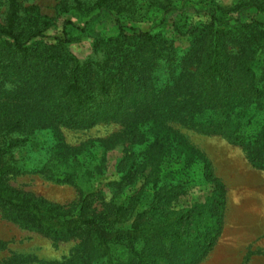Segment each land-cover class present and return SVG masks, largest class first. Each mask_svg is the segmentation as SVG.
<instances>
[{"label":"trees","instance_id":"obj_1","mask_svg":"<svg viewBox=\"0 0 264 264\" xmlns=\"http://www.w3.org/2000/svg\"><path fill=\"white\" fill-rule=\"evenodd\" d=\"M188 9L208 20L190 24ZM248 9L264 14V0L228 8L213 0H58L63 36L46 41L53 17L31 0H0V206L44 235L77 239L79 263L194 264L219 236L226 189L201 150L166 122L219 135L264 171V22L243 21L238 15ZM105 16L111 25L97 29ZM132 21L152 26L128 32ZM167 27L186 44L175 45ZM80 37L92 39L83 59L70 49ZM110 121L122 131L50 150L31 167L74 185L73 205L10 188L9 179L24 168L13 151L31 135ZM127 136L151 144L138 152L123 147L113 192L90 211L92 183L108 175L106 152ZM170 164L177 173L197 167L198 183L210 186L205 201L178 205L194 184L183 175L163 182Z\"/></svg>","mask_w":264,"mask_h":264},{"label":"rangeland","instance_id":"obj_2","mask_svg":"<svg viewBox=\"0 0 264 264\" xmlns=\"http://www.w3.org/2000/svg\"><path fill=\"white\" fill-rule=\"evenodd\" d=\"M58 0H31L43 14L53 17V23L44 32V40L52 41L54 36H63V16L55 12ZM237 0H213V3L225 8L230 7ZM188 22L192 25L204 23L207 16L187 10ZM243 21L256 18L264 22V14L248 9L238 15ZM112 17L105 16L103 22L97 24V29L108 28ZM148 21H132L127 23L126 31L135 29L148 30L151 27ZM108 30V29H107ZM154 31H158L154 29ZM165 35L174 38L175 45H185V37L177 36L169 27L165 28ZM92 39L80 37L70 44L71 51L83 59L91 51ZM166 124L182 133L190 143L201 150L211 162L214 173L223 182L226 189L225 207L222 215V225L219 236L212 248L194 264H264V171L251 166L245 157L244 151L228 142L219 135H209L200 130L190 128L174 120ZM120 122H101L89 129L69 130L61 128L58 135L53 130H42L31 135L26 143L13 151L14 160H22L23 173L13 176L8 183L10 188L30 193L46 203H58L67 207L73 205L78 197L77 188L69 182L60 181L56 176L45 175L31 170L33 164H40L50 150L58 151L65 147L79 146L90 139L107 138L121 132ZM123 144V145H122ZM115 149L106 152L107 177L100 182L92 183L94 191L91 209H100L102 201L109 198L113 192L110 182L117 180L114 166L124 154L123 147L128 146L137 152L150 145V141L140 136L128 137ZM103 150L95 151L99 157ZM197 167L188 165L182 173H177L178 167L168 165L162 171V181L167 182L175 176H186L190 184L186 195L181 196L178 205L189 206L201 204L210 193L208 184L198 183L200 171ZM196 170V171H195ZM180 177V176H179ZM143 178L138 180L137 187ZM127 191V190H126ZM128 192V191H127ZM101 194V195H100ZM153 197L154 193L151 192ZM151 197V200L153 199ZM206 221L202 223L201 228ZM196 238L191 239L192 245ZM77 239L58 240L27 224L19 215L0 206V264H84L79 263L76 255L80 251L75 247ZM191 249V246H190ZM85 259V257H83ZM73 261V263L68 262Z\"/></svg>","mask_w":264,"mask_h":264}]
</instances>
